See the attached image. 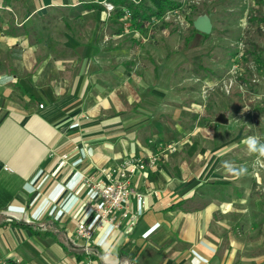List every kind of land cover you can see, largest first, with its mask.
<instances>
[{
    "label": "crops",
    "instance_id": "1",
    "mask_svg": "<svg viewBox=\"0 0 264 264\" xmlns=\"http://www.w3.org/2000/svg\"><path fill=\"white\" fill-rule=\"evenodd\" d=\"M104 4L0 0V264H264L253 252L261 238L230 218L254 215L230 200V188L243 182L222 166L237 168L231 160L245 151L231 146V131L212 119L195 131L182 127L179 137L193 131L195 140L133 176V188L146 195L134 230L126 231V220L105 226L93 249L84 248L77 223L93 222L95 214L83 179L101 178L103 167L129 155L155 152L150 139L178 140L165 117L174 121L183 112L161 90L170 77L154 80L145 69L140 80L133 63L134 39L153 35L151 24L162 16L137 27L120 12L132 13L129 2L114 3L118 11L110 16ZM60 12L79 15L77 30L53 39L48 27ZM138 88L153 93L143 97ZM261 221L251 220L259 237Z\"/></svg>",
    "mask_w": 264,
    "mask_h": 264
},
{
    "label": "rangeland",
    "instance_id": "2",
    "mask_svg": "<svg viewBox=\"0 0 264 264\" xmlns=\"http://www.w3.org/2000/svg\"><path fill=\"white\" fill-rule=\"evenodd\" d=\"M175 1L180 6L167 10L158 23L151 24L149 30L156 40H152L153 35L134 39L139 59L133 63L140 66L138 71L143 75L140 80L146 75L145 69H149L154 80L161 76L170 77L171 82L161 90L167 101L183 110L177 120H172V114L165 117L178 140L162 135L164 144L179 141L184 149L192 143V138L195 140L196 132L192 133L197 126L204 128L212 119V125L231 131L227 137L231 146L245 151L242 158L231 160L239 162L237 169L244 166L247 172L236 176L243 182L242 187L236 186L242 193L237 194V190L230 188V200L249 206L254 215L253 219L238 215L230 218L242 230L247 225L252 231L248 234L251 238H261L260 248L253 252L264 256V231L259 237L258 229L252 224L264 219V156L250 153L243 143L252 135L264 140V0ZM104 2L106 8L110 0ZM117 11L116 7L107 10L109 16ZM120 12L128 17L132 14L123 9ZM205 13L213 22V30L207 36L199 35L193 24L199 15ZM55 16L57 21L48 27L53 39L77 30L73 22L79 15L60 12ZM137 90L143 97L153 93L152 88ZM182 127L194 130L179 137ZM202 138L210 139L209 136ZM169 157L170 154L165 159ZM229 174L230 177L234 175L233 172ZM244 193L246 201L242 200ZM261 224L264 229L262 221ZM235 232L238 234V230Z\"/></svg>",
    "mask_w": 264,
    "mask_h": 264
},
{
    "label": "built area",
    "instance_id": "3",
    "mask_svg": "<svg viewBox=\"0 0 264 264\" xmlns=\"http://www.w3.org/2000/svg\"><path fill=\"white\" fill-rule=\"evenodd\" d=\"M106 8L112 11L115 9V5L108 2ZM127 13L129 12L127 11ZM149 144L156 148L155 152L145 157L129 155L114 166L103 167L101 178L96 179L91 176L83 179L82 184L90 190L91 195L88 208L95 214L93 222L80 221L77 223L76 233L78 238L86 240L84 247L86 251L93 249L97 231L102 230L105 226L119 228L122 220H126V231L131 233L134 230L145 211L146 195L133 188V176L145 173L150 167L157 165L163 157L179 151L182 147L179 141H173L166 145L163 142L150 139ZM66 160L67 155H64L61 164L64 165ZM133 198L137 202L136 206L132 201ZM14 264H21V261L16 260Z\"/></svg>",
    "mask_w": 264,
    "mask_h": 264
},
{
    "label": "trees",
    "instance_id": "4",
    "mask_svg": "<svg viewBox=\"0 0 264 264\" xmlns=\"http://www.w3.org/2000/svg\"><path fill=\"white\" fill-rule=\"evenodd\" d=\"M114 3L129 2L131 6L133 25L141 27V22L154 17H161L167 10L175 9L180 3L175 0H113ZM151 2L152 5L149 3ZM200 34L198 30L195 29ZM206 35V34H204ZM207 36V35H206Z\"/></svg>",
    "mask_w": 264,
    "mask_h": 264
},
{
    "label": "clouds",
    "instance_id": "5",
    "mask_svg": "<svg viewBox=\"0 0 264 264\" xmlns=\"http://www.w3.org/2000/svg\"><path fill=\"white\" fill-rule=\"evenodd\" d=\"M243 143L250 153L264 156V140H262L260 137L255 135L247 136ZM222 166L230 172H235V175L237 176H242L247 172V169L244 166H239L237 169L236 166H234L230 161H225Z\"/></svg>",
    "mask_w": 264,
    "mask_h": 264
},
{
    "label": "water",
    "instance_id": "6",
    "mask_svg": "<svg viewBox=\"0 0 264 264\" xmlns=\"http://www.w3.org/2000/svg\"><path fill=\"white\" fill-rule=\"evenodd\" d=\"M194 28L202 34H210L213 30V22L209 14H201L194 20ZM221 121V119H219Z\"/></svg>",
    "mask_w": 264,
    "mask_h": 264
}]
</instances>
